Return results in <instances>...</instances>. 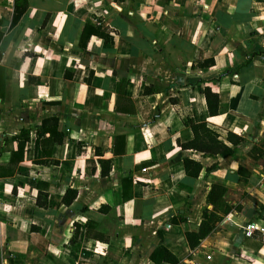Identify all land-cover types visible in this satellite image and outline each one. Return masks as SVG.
<instances>
[{"label": "crops", "instance_id": "1", "mask_svg": "<svg viewBox=\"0 0 264 264\" xmlns=\"http://www.w3.org/2000/svg\"><path fill=\"white\" fill-rule=\"evenodd\" d=\"M16 2L0 0V264H264V0H25L12 23ZM187 118L237 150H182Z\"/></svg>", "mask_w": 264, "mask_h": 264}, {"label": "trees", "instance_id": "2", "mask_svg": "<svg viewBox=\"0 0 264 264\" xmlns=\"http://www.w3.org/2000/svg\"><path fill=\"white\" fill-rule=\"evenodd\" d=\"M24 1L25 0H19V2L15 3V6H14L15 15L12 19V23H14V21L18 18V16L24 11L25 5H26ZM21 2H24L23 5ZM86 28L87 27L85 25V28L83 29V34L86 33ZM82 38L83 36L81 37V40ZM80 44L82 45V42ZM212 65H213L212 59H205L202 62L198 63V66L201 68L210 67ZM144 92L149 93L148 90H144ZM201 93L204 96L208 114L215 115L217 113V108H218L217 93L211 91L208 85H205L203 87V89L201 90ZM158 112H159V107L157 106L155 115H157ZM186 121L188 125L191 127V130L194 136L192 140L188 142H184V143H180L177 139L176 142L182 150H191L193 152L200 153L204 157H214V158L222 157L223 158V157L232 156L234 152L237 150V145L242 140L241 137L235 136L234 144L232 147H230L224 144L221 140H219L218 139L219 135L216 132L212 131L211 129L207 128L204 122H194V120L191 118H187ZM51 132L53 133L54 140L57 142H60L61 135H58L57 137L55 136L57 133L56 124L54 125V130ZM20 136H21V140H20V143L18 144V150L22 149L24 147L25 142L28 140V131L21 130ZM20 136L18 138H20ZM182 160H183V170H184L185 175L190 176V177H197L202 168L201 164L195 159L190 158L188 156H184ZM99 162L102 166L106 165V167L108 168V161L100 160ZM211 168L212 167L208 168L207 170ZM107 172L108 171L106 169L105 171L101 172V174H105ZM224 191L225 189L222 187L212 186L211 190L209 191V197L214 192L223 193ZM75 197H76V190L67 188L63 195V202L68 205L69 203H71V201H73ZM36 202L37 204L39 203L38 198ZM40 205L45 206V202H42ZM203 215L205 218H207L208 222L207 224H204V223L203 225L201 224L198 233H190V232L186 233V238L189 244H193L194 241H196L198 238L206 234L217 220V218L215 217L214 214H212V212L206 213L205 211L203 212ZM157 255H160V257L158 258H162V260L167 261L168 259L171 261V263L176 262V259L171 254H169L167 250H165L164 248L160 246L157 248L155 253L151 255L152 259L156 262H158V259H156Z\"/></svg>", "mask_w": 264, "mask_h": 264}, {"label": "built area", "instance_id": "3", "mask_svg": "<svg viewBox=\"0 0 264 264\" xmlns=\"http://www.w3.org/2000/svg\"><path fill=\"white\" fill-rule=\"evenodd\" d=\"M256 225L253 222H248L243 226V232L246 236H252L253 232L256 230Z\"/></svg>", "mask_w": 264, "mask_h": 264}]
</instances>
